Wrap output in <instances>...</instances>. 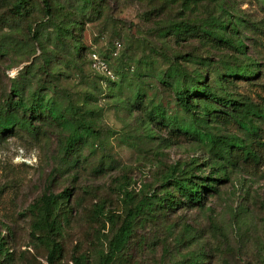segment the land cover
<instances>
[{
	"label": "rangeland",
	"instance_id": "1",
	"mask_svg": "<svg viewBox=\"0 0 264 264\" xmlns=\"http://www.w3.org/2000/svg\"><path fill=\"white\" fill-rule=\"evenodd\" d=\"M14 1L0 0V107L14 106L13 88L29 102L37 92L60 106L65 119H88L94 134L67 152L69 131L59 120L45 109L15 106L30 126L0 134V236L8 249L0 264H99L130 208L146 196L167 197L173 168L221 182L201 203L155 205L138 215L112 264H189L194 257L198 264H264V163L220 169L208 143L172 122H186L189 114L177 96L185 80L170 74L175 66L189 74L200 69L220 93L263 102L264 0H95L88 8L83 0H49V9L31 0L23 15ZM47 14L37 28L40 49L28 25ZM212 17L232 22L221 31L229 41L197 27ZM70 18L78 19L85 56L61 64L54 53L70 49L57 30ZM180 21L188 27L181 35L171 29ZM228 66L253 68L256 76L228 79ZM255 120L264 138V120ZM206 129L250 141L237 123L210 117ZM65 188L72 195L61 207V254L50 262L29 207Z\"/></svg>",
	"mask_w": 264,
	"mask_h": 264
},
{
	"label": "trees",
	"instance_id": "2",
	"mask_svg": "<svg viewBox=\"0 0 264 264\" xmlns=\"http://www.w3.org/2000/svg\"><path fill=\"white\" fill-rule=\"evenodd\" d=\"M31 0H15L13 7L16 13L23 15L28 3ZM49 0H42L45 8H50ZM95 0H83V7L93 5ZM47 18V19H46ZM50 19V14L39 22L28 25L29 32L35 38L40 48L39 34L37 28ZM232 23L218 17H212L203 21L197 27L205 34L217 38L221 41H229L221 31H226L228 25ZM78 19L70 18L64 21L57 30L59 39H66L69 43V52H55V59L61 64H68L84 58L85 53L81 41L77 36ZM171 29L181 35L188 31L187 25L180 21L173 23ZM242 45V42L239 41ZM41 49V48H40ZM5 49L0 46V54ZM224 77L228 79H250L256 76L253 68L241 66H228ZM173 77L177 76L185 80L183 87L177 90L179 104L188 112L189 120L178 122L177 117H173L179 130L190 134L198 140L208 143V153L220 169L225 170L227 165H236L243 161L249 167L257 168L264 163V138L259 135V129L255 119L264 120V101L260 103L249 102L241 103L240 100L233 96L220 93L218 89L209 82L200 69L195 74L185 73L180 66H175L171 70ZM221 83V82H220ZM14 97H17L13 105L0 107V134L12 131L13 128L19 127L27 129L30 122L20 117L15 112V106L19 109L47 110L53 117L60 121L64 129L69 131L64 148L68 152L79 141L85 137H91L94 134L90 121L83 116H78L77 120L64 118V111L60 106L55 104L51 98H44L34 92L32 102L24 100L16 88L11 91ZM222 109L218 111V109ZM165 119V112L160 106L154 108ZM214 119L224 125L237 123L249 134L250 141L240 136L224 137L219 136L207 130L209 118ZM168 180L172 181L171 190H168L167 197L160 196L153 198L152 195L146 196L140 200L133 208H130L125 215L121 225L117 229L114 237L109 242L108 250L101 255L99 264H112L117 255L123 251L132 237L135 219L138 215L152 210L155 205L167 208H175L180 203L187 201L189 203H201L204 193L217 190V185L221 182L220 178L211 176L196 175L195 173L181 172L176 174L173 168L167 173ZM72 195L70 189L65 188L59 193L45 192L37 198L29 207L34 220L32 222V231L43 240L44 244L49 247V261L53 262L61 254V245L57 240V235L62 229L64 220L62 205L69 203ZM178 196V197H177ZM132 198V196H129ZM155 206V207H157ZM98 213H104L102 207H99ZM0 254H8L4 237L0 236ZM198 259L191 258L189 264H198ZM76 264H82V261L76 260Z\"/></svg>",
	"mask_w": 264,
	"mask_h": 264
}]
</instances>
